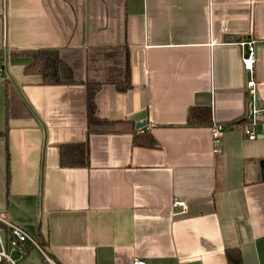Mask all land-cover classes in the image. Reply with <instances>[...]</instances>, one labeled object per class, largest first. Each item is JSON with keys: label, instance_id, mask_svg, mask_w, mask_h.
<instances>
[{"label": "crops", "instance_id": "1", "mask_svg": "<svg viewBox=\"0 0 264 264\" xmlns=\"http://www.w3.org/2000/svg\"><path fill=\"white\" fill-rule=\"evenodd\" d=\"M244 39L264 108V0H0V222L43 238L57 264H228L227 250L264 264V115L248 138ZM38 48L57 49L76 82L24 73L20 52ZM4 80L26 116L6 120ZM85 80L102 82L96 114L133 130L88 132ZM196 105L223 125L218 141L212 123L186 124ZM86 139L89 166L61 167L59 146Z\"/></svg>", "mask_w": 264, "mask_h": 264}, {"label": "trees", "instance_id": "2", "mask_svg": "<svg viewBox=\"0 0 264 264\" xmlns=\"http://www.w3.org/2000/svg\"><path fill=\"white\" fill-rule=\"evenodd\" d=\"M19 53V52H18ZM30 58L29 62L24 65V73L39 74L42 81L46 84H67L74 83L76 80L73 77L71 68L60 58L57 49L55 48H38L21 51ZM4 79V76H1ZM5 84V117L9 120L11 117L26 116V103L21 98L18 90L4 80ZM86 100H87V123L88 132L99 129H114L121 127L133 130V122L121 120V126L115 125L117 121L102 119L96 114V92L102 85V82L95 80H85ZM118 90L124 91L131 87L129 67L127 69L126 78L122 82L115 84ZM7 122V121H6ZM211 111L207 105H196L189 109L187 114L186 124L190 126L211 125ZM9 135V126L6 123L3 129H0V141L7 143ZM133 143L144 146H157L158 142L154 136L148 132L134 131ZM59 165L61 167H88L89 166V145L88 140L81 142H65L59 146ZM3 227V223L0 222ZM45 247V241L40 239ZM46 249V248H45ZM28 248L27 251H29ZM48 252V251H47ZM49 255H51L48 252ZM228 264H241L239 251L236 250L234 256L230 255V251H226ZM0 264H6L2 261ZM32 264V263H26Z\"/></svg>", "mask_w": 264, "mask_h": 264}, {"label": "built area", "instance_id": "3", "mask_svg": "<svg viewBox=\"0 0 264 264\" xmlns=\"http://www.w3.org/2000/svg\"><path fill=\"white\" fill-rule=\"evenodd\" d=\"M239 44L242 47V69L244 74H247V92L252 103L248 121L242 126V129L247 137L252 139L256 136V134L251 130V125L256 124L259 115H264V108L259 107L255 101V80L252 75L256 60L257 48L253 39L239 40ZM1 72L2 68L0 67V75H2ZM222 128L223 125L217 124L215 122L212 123L211 131L214 141L219 140V135ZM214 151H219V148L214 147ZM172 205L179 207L180 210H184L186 207L185 201L179 198H174ZM2 222L3 227L0 226V263L4 261L6 264H20L19 260L25 256L24 252L27 251L28 248L31 249L35 247L42 255V258L46 261V263L57 264L48 254L45 247L42 245L41 241L38 240V238L28 233L19 224L6 220H3ZM12 251L17 253L16 257L12 256ZM131 264H148V261L143 257H135L131 260Z\"/></svg>", "mask_w": 264, "mask_h": 264}, {"label": "rangeland", "instance_id": "4", "mask_svg": "<svg viewBox=\"0 0 264 264\" xmlns=\"http://www.w3.org/2000/svg\"><path fill=\"white\" fill-rule=\"evenodd\" d=\"M13 257L17 256V253L14 251L11 252ZM25 256L19 260L20 264H26V263H32V264H48L46 261L42 258V255L39 253V251L33 247L29 251L24 252Z\"/></svg>", "mask_w": 264, "mask_h": 264}, {"label": "water", "instance_id": "5", "mask_svg": "<svg viewBox=\"0 0 264 264\" xmlns=\"http://www.w3.org/2000/svg\"><path fill=\"white\" fill-rule=\"evenodd\" d=\"M257 98H258L257 95H255L256 104H259V101H258ZM145 124H146V121L145 120L138 121V122H136L135 127L136 128H140V127L144 126Z\"/></svg>", "mask_w": 264, "mask_h": 264}]
</instances>
